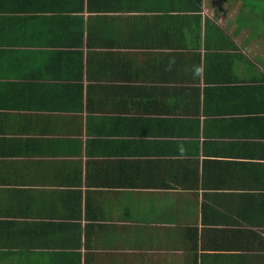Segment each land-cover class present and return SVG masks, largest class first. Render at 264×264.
Masks as SVG:
<instances>
[{
  "label": "crops",
  "instance_id": "1",
  "mask_svg": "<svg viewBox=\"0 0 264 264\" xmlns=\"http://www.w3.org/2000/svg\"><path fill=\"white\" fill-rule=\"evenodd\" d=\"M0 264H264L260 0H0Z\"/></svg>",
  "mask_w": 264,
  "mask_h": 264
},
{
  "label": "rangeland",
  "instance_id": "2",
  "mask_svg": "<svg viewBox=\"0 0 264 264\" xmlns=\"http://www.w3.org/2000/svg\"><path fill=\"white\" fill-rule=\"evenodd\" d=\"M260 14L264 16V0H260Z\"/></svg>",
  "mask_w": 264,
  "mask_h": 264
},
{
  "label": "clouds",
  "instance_id": "3",
  "mask_svg": "<svg viewBox=\"0 0 264 264\" xmlns=\"http://www.w3.org/2000/svg\"><path fill=\"white\" fill-rule=\"evenodd\" d=\"M199 71H200V70H199V69H197V74L199 73Z\"/></svg>",
  "mask_w": 264,
  "mask_h": 264
}]
</instances>
